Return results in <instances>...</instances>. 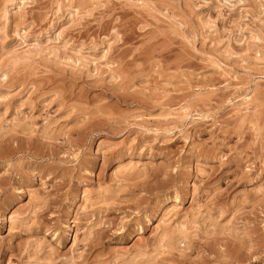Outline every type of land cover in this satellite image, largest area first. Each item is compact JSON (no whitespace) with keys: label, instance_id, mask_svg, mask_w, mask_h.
Listing matches in <instances>:
<instances>
[{"label":"rangeland","instance_id":"obj_1","mask_svg":"<svg viewBox=\"0 0 264 264\" xmlns=\"http://www.w3.org/2000/svg\"><path fill=\"white\" fill-rule=\"evenodd\" d=\"M0 264H264V0H0Z\"/></svg>","mask_w":264,"mask_h":264},{"label":"bare ground","instance_id":"obj_2","mask_svg":"<svg viewBox=\"0 0 264 264\" xmlns=\"http://www.w3.org/2000/svg\"><path fill=\"white\" fill-rule=\"evenodd\" d=\"M49 137V136H48Z\"/></svg>","mask_w":264,"mask_h":264}]
</instances>
